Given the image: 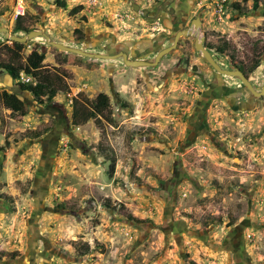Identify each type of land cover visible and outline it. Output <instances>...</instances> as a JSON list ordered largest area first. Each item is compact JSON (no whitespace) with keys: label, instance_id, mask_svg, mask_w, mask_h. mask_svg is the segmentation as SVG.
I'll return each mask as SVG.
<instances>
[{"label":"rangeland","instance_id":"obj_1","mask_svg":"<svg viewBox=\"0 0 264 264\" xmlns=\"http://www.w3.org/2000/svg\"><path fill=\"white\" fill-rule=\"evenodd\" d=\"M15 1L0 0V27L10 34ZM22 1L29 29L92 53L126 48L149 62L181 17L180 27L198 18L218 64L248 72L260 60L246 75L254 88L264 84V0L239 11L237 0ZM77 5L83 10L69 16ZM194 39L140 68L27 42L23 57L43 52V72L60 78L50 103L19 90L31 78L0 72V92L26 108L22 116L0 104V264H264V95L215 72ZM5 41L0 34V60ZM99 95L106 112L71 124L72 100ZM236 226L237 262L221 245Z\"/></svg>","mask_w":264,"mask_h":264},{"label":"trees","instance_id":"obj_2","mask_svg":"<svg viewBox=\"0 0 264 264\" xmlns=\"http://www.w3.org/2000/svg\"><path fill=\"white\" fill-rule=\"evenodd\" d=\"M248 0H237L232 3L231 6L236 11L240 10L241 3H247ZM55 4L60 7H65L64 0H55ZM264 8V4H263ZM83 10L82 5H77L69 11V16H76ZM82 20H85V17H82ZM33 29H29L23 24V17H18L14 22V27L12 34H18L20 32L28 33ZM79 33V30H76ZM26 47V44H18L9 41H5L2 48H4L6 53V60H0V72H5L12 80L18 78L19 73H22L24 76L31 78L34 83H17V86L21 92L29 93L34 101H39L42 97H46V101L50 103L57 94L56 85L60 82V78L51 73L43 72V61L45 55L43 52L33 49L26 57H23L22 51ZM210 50L213 49L211 46H207ZM217 52H220L219 49ZM261 61L256 60L249 67L248 72L259 65ZM230 66L232 68H238L241 71H244L245 74L248 72L245 69L240 68L239 66H234L233 62L230 61ZM0 104L4 105L7 109L12 110L14 113L24 116L26 114V108L24 103L15 95L8 94L5 90L0 92ZM108 100L104 95L97 96L93 101H81L77 98L72 100L71 107V124L74 126L85 125L88 121L101 116L108 109ZM0 120H2L0 116ZM3 123V121H2ZM3 152V149L0 148V153ZM112 163L109 167V175H112L114 172L115 158L111 157ZM12 201V199H9ZM106 206L109 207L110 201L105 200ZM122 211L124 209L120 207ZM125 217L129 220L137 221L130 214L124 213Z\"/></svg>","mask_w":264,"mask_h":264},{"label":"water","instance_id":"obj_3","mask_svg":"<svg viewBox=\"0 0 264 264\" xmlns=\"http://www.w3.org/2000/svg\"><path fill=\"white\" fill-rule=\"evenodd\" d=\"M132 9L134 11H139V7L135 5L134 3H130ZM142 15H145L146 13L141 12ZM200 26V21L198 18H195L190 27H184L177 31L173 38L168 40V42H171L168 47L160 48L152 61H143L138 59H130L127 57L126 54L118 53L116 55H109V54H100V53H92L83 49H79L77 47H72L69 45L62 44L60 42L54 41L50 39L49 35L46 34L43 31L40 30H32L28 33H25L24 35L19 34H10V31L6 27H0V34L4 36V38L13 43L18 44H26L27 42L40 39L42 40L46 46L51 47L53 49H56L60 52L66 53V54H72L80 57H85L88 59L93 60H119L121 59L123 64L128 67L132 68H140V67H155L159 63V61L170 54L173 50L176 49L179 41L183 37H193L194 31H196L195 40H194V49L202 55L203 59L210 65V67L217 72L220 75H224L227 77H234L237 80H239L244 88L253 96V97H261L264 95V84L259 88H254L251 84L250 78L246 77L239 69H226L221 66V64H218L216 59L212 56L210 51L205 46L206 37L202 36L200 37V33L198 31V28ZM41 113H44L42 109H39ZM56 139V136L54 137ZM240 227L236 226L234 227V230H238Z\"/></svg>","mask_w":264,"mask_h":264},{"label":"flooded vegetation","instance_id":"obj_4","mask_svg":"<svg viewBox=\"0 0 264 264\" xmlns=\"http://www.w3.org/2000/svg\"><path fill=\"white\" fill-rule=\"evenodd\" d=\"M186 18L185 17H181L180 18V20H179V24L180 25H182L183 23H185V20ZM195 19V18H194ZM193 18L192 19H190L189 20V22H188V24H186V27H190L191 26V23H192V21L194 20ZM180 25H179V27H177L176 28V32L177 31H179L180 29H182V28H184V27H180ZM175 26H176V24H175ZM175 26H173L174 28H175ZM175 32V33H176ZM174 33V34H175ZM194 33H196V31H194ZM196 35V34H195ZM173 36L174 35H172V38H173ZM190 37V36H189ZM195 40V39H194ZM205 46H206V48L209 50V51H211L207 46V44H206V41H205ZM193 47H194V42H193ZM123 53V54H126L127 55V57L128 58H130V59H132L131 58V56H130V53H129V51L126 49V48H119V47H116V48H114V49H112V51L110 50V51H108V54L109 55H116V54H118V53ZM211 53V52H210ZM120 61H122L121 59H119ZM123 63V62H122ZM124 65V64H123ZM233 69H238V68H233ZM240 70V69H239ZM241 71V70H240ZM244 75H246L245 73H244V71H241ZM246 77H248L247 75H246ZM241 86H243L242 85V83H241ZM10 110V109H9ZM11 112H13L12 110H10ZM14 113V112H13ZM49 113H51L50 115H52V117L53 118H55V119H57V118H60L59 116H61L59 113H57V114H54L53 112H49ZM48 113V114H49ZM2 118V117H1ZM2 121H3V119L2 120H0V125L2 124ZM66 125H67V121H66ZM174 186H171V188L170 189H168V191L166 192L167 193V196L166 197H168L169 198V200H172V199H174V197H173V188ZM173 188V189H172ZM166 190V189H165ZM165 192V191H164ZM4 199H6V201H8L9 203H12V201H10L9 199H12L11 197H6V196H2ZM235 231L236 230H230L229 231V233L225 236V239L222 241V243H221V245L222 246H225V247H229V252L231 253V255H233L234 256V259H235V262H237V255H242V250H243V244L242 243H238V244H236L237 242L235 241V243H234V239H235V237H236V234H235ZM243 256V255H242ZM246 257V256H245ZM242 259L243 258H238V261H242ZM245 260L246 261H248V259L247 258H245ZM240 262H238L239 264H240Z\"/></svg>","mask_w":264,"mask_h":264},{"label":"built area","instance_id":"obj_5","mask_svg":"<svg viewBox=\"0 0 264 264\" xmlns=\"http://www.w3.org/2000/svg\"><path fill=\"white\" fill-rule=\"evenodd\" d=\"M25 15V8L23 5V1L22 0H17L14 3V7H13V19L14 21L18 18V17H23ZM25 82H29L30 79L26 78L24 80Z\"/></svg>","mask_w":264,"mask_h":264}]
</instances>
